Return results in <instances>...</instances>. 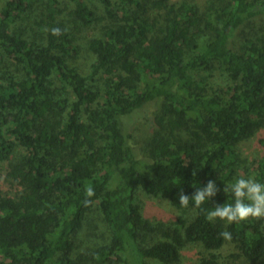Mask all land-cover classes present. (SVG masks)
Listing matches in <instances>:
<instances>
[{
	"label": "trees",
	"instance_id": "1",
	"mask_svg": "<svg viewBox=\"0 0 264 264\" xmlns=\"http://www.w3.org/2000/svg\"><path fill=\"white\" fill-rule=\"evenodd\" d=\"M38 1L5 0L0 9V166L7 162V178L19 186L10 197L0 191V264H177L187 244L206 250L196 264H264V219H205L214 206L234 203L223 189L237 178L264 183V156L248 167L241 155L264 126V36L234 40L264 19V0H205L203 8L190 0H98L110 23L87 42L88 75L68 61L78 47L58 0L45 1L40 30L26 35L19 20ZM71 2L74 23L95 20L86 0ZM53 27L62 34L53 36ZM217 70L227 84L213 88ZM158 100L154 121L168 124L169 136L151 137L148 159L123 119ZM191 122L192 136L175 134ZM209 180L219 189L214 197L200 208L179 204L178 193L191 199ZM89 185L95 195L84 206ZM141 194L191 216L153 223ZM94 204L111 229L102 245L82 234ZM228 243L239 253L224 263Z\"/></svg>",
	"mask_w": 264,
	"mask_h": 264
},
{
	"label": "rangeland",
	"instance_id": "2",
	"mask_svg": "<svg viewBox=\"0 0 264 264\" xmlns=\"http://www.w3.org/2000/svg\"><path fill=\"white\" fill-rule=\"evenodd\" d=\"M5 0H0V9L3 6ZM46 0H39L30 8L22 19L19 20V24L26 28V35L29 38H33V34L40 30L38 23L42 22L46 14ZM197 2L201 8L205 5V0H190ZM91 9L95 11V20L88 25L81 24L79 22H73V16L71 10L74 5L71 0H58L56 6L57 10L62 14L63 19L67 20L71 24L70 30L74 36V43L78 47V51L73 57H69L68 61L71 65L75 66L81 73L88 75L90 73V65L93 61V54L87 47V42L93 37H100L103 32L104 26L110 23V20L106 18L103 12V8L98 0H86ZM257 36H264V19L255 18L250 23L241 27L236 31V37L234 40L239 42L244 37L255 38ZM209 84L213 88L222 87L227 84L226 73L217 70L213 77L209 79ZM102 81L97 80L94 82L96 87L101 86ZM160 100L151 102L145 105L143 108L135 111L133 114L123 119V125L126 132L131 134V143L136 151L143 155L145 158H150L151 152L148 142L151 137L158 131L164 136H169V127L166 124L163 128L159 126L155 120V114L159 113ZM186 131H178L175 129V134H181L183 137H190L192 133L190 130H194L192 122L187 127ZM180 138V137H179ZM171 139V138H170ZM264 126L256 131V133L244 141L241 145V155L246 159L245 165L251 167L253 163L257 162L264 156ZM23 152L20 148L18 152ZM7 162H4L0 166V191L3 195L10 197L19 188L18 184L7 178ZM140 203L142 206V213L145 217L149 218L153 223L161 222L168 225L176 220V217L183 216L190 218L191 212L189 208L178 209L174 207L167 199H160L159 197H152V195H140ZM82 234L84 239L95 243L97 245L106 244L111 238V229L104 221L103 215L99 204H94L88 212ZM230 244V243H228ZM206 250L200 244H187L181 250L180 260L177 264H196L199 261L200 254H204ZM239 251L237 248L230 244L225 252L221 261L229 263L230 260H235ZM96 259L98 255H94ZM100 260H90L87 264H99ZM101 264H124L123 262L112 260L106 261ZM157 264V263H147Z\"/></svg>",
	"mask_w": 264,
	"mask_h": 264
},
{
	"label": "clouds",
	"instance_id": "3",
	"mask_svg": "<svg viewBox=\"0 0 264 264\" xmlns=\"http://www.w3.org/2000/svg\"><path fill=\"white\" fill-rule=\"evenodd\" d=\"M66 31V30H65ZM53 36L62 34V30L58 27H53L50 30ZM196 173L194 172L193 175ZM219 189L215 181L209 180L203 187L196 188L191 199L182 191L178 193L179 204L182 207H188L192 201L196 208H200L205 201L214 197ZM223 191L231 192L234 196V203H225L216 205L212 210L207 211L205 219L208 222L214 223L217 219L226 221L229 224L240 223L248 219H264V183L258 182L254 177H240L233 183L228 184ZM86 199L83 201L84 206L91 204V198L95 195L91 185L85 188ZM225 240H231L232 235L228 231L220 233Z\"/></svg>",
	"mask_w": 264,
	"mask_h": 264
}]
</instances>
